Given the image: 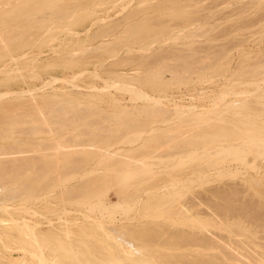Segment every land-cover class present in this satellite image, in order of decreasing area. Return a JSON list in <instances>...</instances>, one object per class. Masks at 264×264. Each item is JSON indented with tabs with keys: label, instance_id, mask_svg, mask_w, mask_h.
Returning a JSON list of instances; mask_svg holds the SVG:
<instances>
[{
	"label": "bare ground",
	"instance_id": "1",
	"mask_svg": "<svg viewBox=\"0 0 264 264\" xmlns=\"http://www.w3.org/2000/svg\"><path fill=\"white\" fill-rule=\"evenodd\" d=\"M106 1L115 0L0 1V61L15 54L24 56L25 53H20L35 45L42 30L57 33L59 27L70 23V15L87 3ZM170 1L167 17L161 16L159 8L167 1L142 0L141 8L136 6L123 20L103 21L106 24L94 33L95 38H113L101 40L91 48L84 47L86 44L80 47L84 54L91 50L96 56L114 57V64L137 60L135 70L131 69L133 74L114 71L105 87L130 92L133 100L142 99L145 104L120 106L108 112L97 104H85L70 96L45 95L38 100L35 94L32 98L22 97L21 91L12 95L5 90L0 92V238L3 240L6 235L13 242L18 240L21 245L16 247L20 250L30 244L39 252V264H264L262 177L226 166L232 159L247 164L252 155L251 165L258 167L257 159L264 155V52L260 56L243 52L245 61L237 72L239 76L254 78L247 83L261 91L259 98L250 99L242 96L243 91L223 89L217 93L213 108L194 101L177 103L171 94L162 93L164 86L200 81L206 70L211 78H216L235 67H231L226 51L217 52L211 46L202 50L191 41L211 32L206 21L180 33L181 22L191 23L194 11L181 8L188 2ZM151 8L157 12L156 18L144 12L138 21L126 22L119 30L128 17ZM122 32L126 35H121ZM46 37L49 41L50 37ZM136 40L144 43L135 48ZM174 41L184 47L179 51L166 50L164 46ZM152 44L159 48L150 53L120 55L124 49L127 53L149 50ZM52 79L48 81L53 82ZM73 81L75 86L80 85ZM144 86L159 87L161 93L153 95ZM232 94L239 98L221 104ZM138 108L139 115H134ZM108 118L109 122H100ZM155 121L173 123L149 127ZM165 148L172 151L164 152ZM159 163L166 165L159 167ZM217 167H221L218 172H210ZM219 175L231 177L232 181L204 187L213 181L220 182ZM236 179L245 186L240 187ZM195 186L202 189L196 191ZM109 187L115 191L116 201L106 196L105 189ZM142 190L144 196L139 193ZM188 193L190 196L180 204L173 197ZM44 200L49 203H42ZM56 200L61 205L51 206ZM40 208L56 214L57 220L49 215H44V220L33 218ZM61 213L74 216L67 218ZM132 213L145 220L132 221ZM172 215L175 217L171 218ZM155 218L174 224L175 230L180 229L177 227L180 224L187 227L178 232L179 240L188 246L179 262H168L170 255L159 260L148 248L155 233ZM112 231L126 232L127 236L116 237ZM5 240L4 247L16 251L12 241L7 237ZM10 255L0 256V264H17V255Z\"/></svg>",
	"mask_w": 264,
	"mask_h": 264
},
{
	"label": "rangeland",
	"instance_id": "2",
	"mask_svg": "<svg viewBox=\"0 0 264 264\" xmlns=\"http://www.w3.org/2000/svg\"><path fill=\"white\" fill-rule=\"evenodd\" d=\"M0 1H7V0H0ZM63 1H70V0H63ZM116 1H117V3H116ZM141 1L142 0H131V1H129V0H115L112 2L106 1V2H103L101 4H99L97 2H90L89 4L87 3L86 5H84L82 8H79V10L77 9L76 10L77 12L75 11L74 13H72L69 17L70 23H67V24L59 27L57 29V30H59L57 33L54 34L51 30H47V31L45 30L46 32L44 30H42L41 33L37 36L38 38H36V40L37 39L38 40L35 43V45L33 44V46H31V48L30 47L25 48L23 50V52L20 53V54L25 53L27 55L24 54V56L18 57V54H15L16 56L13 55L14 58L13 57L11 58L10 56H6V57H4L3 62L0 61V67L5 66L4 68L2 67L3 69L2 68L0 69V73H1V70H3V73L0 74V92L5 90L6 92L9 93V95H12V93H14V91L16 93L23 92L22 97L26 96L29 98H32L31 96H33L35 94V97L38 96L37 97L38 100L40 99L39 97L45 96V95H46V97L53 96V95L70 96L76 100L84 102L85 104H90L91 102L93 105L97 104V105L101 106L103 109H105L106 111L108 110V112H113V110H114L113 108L116 109V107L118 108L120 106L131 107L133 105L139 106V105L145 104V102L142 99L133 100L130 96L131 95L130 92L129 93L127 91L125 92V90L120 91V89L118 90L114 87H109V88L105 87L106 82L109 81L108 79H111L113 77L111 75V73H113L114 71L124 73V74L128 73L127 75L133 74V70H135V69H133V66L138 62L137 60L136 61H130L129 63L124 62L121 64H117V63L114 64L113 60H112V59H114V57H109V56L103 55V56H105L104 57L105 60H104L102 55L100 56L98 54L96 56L95 54H97V53L92 54L91 50H90V52L88 50H87L88 52L85 51L87 53H90L89 56L86 55L87 53L84 54L83 51L80 52V49L83 48L84 44L87 45V46L85 45L84 47H90L91 48L95 44H98L99 41H101V40L105 39V41H107V39L110 40L111 38H113V36H111V37L106 36V38H104V39H101L99 37L95 38L94 33L102 25H104L106 23L116 22L119 19L123 20L124 16H126L136 6L140 7L143 5V3ZM179 1L181 2V4H182V2L183 3L188 2V3L193 4V5H191V4L188 5V3L187 4L185 3L184 5L182 4L180 6H181V8H183V7L184 8L188 7L191 9L193 8L192 10L194 11V13L192 14L193 21L191 23L184 24V22H181V25L179 27L182 28L183 31L181 30L180 33L186 31L187 30L186 27L189 28V27L199 26L201 24L207 23L206 25H209V26H207L209 28V31L211 30V32H208L209 36L207 34L204 36H195L191 39V41L196 45V47L198 46L202 50L211 46V50H215L217 52L226 51L230 57L231 67H235V68H233L231 71L226 72L222 75L216 76V78L215 77L211 78L210 72L208 70H206L205 71V77L202 80L189 82V83H181V84L170 83V84L164 86L165 91L163 90L162 93L165 92L168 96H170L169 94H171L174 97L173 100L176 102L178 101L177 103H184L185 102L187 104L189 102L194 101L193 103L204 104V105H207L209 108H213L214 100L217 96V93L222 91L223 89H227L230 91H243L242 96H245L246 98H250V99L259 98V94L261 91L254 88V85L247 83V82L252 81L254 78H252L251 76H248L246 78L244 76H239L237 74V72L239 70L240 65L242 63H244V61H245L243 59L244 58L243 52H249V54H251V55L257 53L258 56H260L264 52V25H263L264 24V6H263L264 2H259V1H264V0H179ZM179 1L176 0V2H178V3H179ZM257 1H258V3H257ZM152 2H154V3L166 2L165 5L164 4L163 5L161 4L162 6L159 5L160 6L159 8H160V11L162 14V15L161 14L160 15L161 16H167L166 14L169 11V9H168L169 4L171 3L170 0H160V1L159 0H155V1L152 0ZM168 2H170V3H168ZM260 3H263V4L261 5ZM122 4H124V5H122ZM258 4H260L261 6H259ZM111 7H112V9H111ZM188 10H190V9H188ZM139 12H136L135 13L136 15H131V17H128L125 20V22H122L121 25H119V27H120L119 30H122V28H124V24L126 22L127 23L129 22L128 24H130V23L132 24V22L138 21L140 19L139 17L144 12L151 13V16H153L154 18L157 17L156 16L157 15L156 10L155 9L153 10L152 8L147 9V10L143 9V10H141L140 13ZM154 13H156V14H154ZM99 16L103 20H101ZM104 17H106V18H104ZM162 18L164 19L165 17H162ZM109 19H110V21L108 22L107 20H109ZM75 20H77V21L75 22ZM103 21H106V23ZM205 21H206V23H205ZM102 22H103V24H102ZM197 23H199V24L197 25ZM88 28H89V30H87ZM83 30H85V31H83ZM119 32H121V31H119ZM42 33L44 34L43 36H42ZM123 33L124 32H122L121 35H126V32L124 34ZM45 37L46 38L50 37V39L48 38L49 41L47 39H45ZM63 37H65V38H63ZM92 37L94 40L92 39ZM59 38H60V40H59ZM44 39L46 41H44ZM63 40H64V42H63ZM136 41H138V40H136ZM139 41L136 42L135 44H133V46L135 48H138L140 46V44L144 43L142 41L141 42H139ZM174 42L166 44L164 46L165 48H167L166 50H171L174 48L176 51H179V49L181 47H184L183 43H178L179 41H174ZM37 43H38V45H37ZM55 44H59L58 47ZM80 44H81V46H80ZM45 45H47V46H45ZM151 47L152 48H150L149 50H146V51L134 50L130 53H127L124 49V50L120 51V55H122V54L127 55V54L150 53L151 50H157L159 48V46L157 44H155V45L152 44ZM156 47H158V48H156ZM47 48H48V50H47ZM68 48H70L71 50ZM28 49H31V50H28ZM37 49H40V51L39 50L37 51ZM55 49H57V50H55ZM50 50H52V51H50ZM63 50L65 53L63 52ZM211 50H209V54H211V52H212ZM27 51L29 52V54ZM62 52H63V55L65 54L64 56H62ZM69 52H72V53L70 55H68L67 53H69ZM74 52L75 53L77 52V53L74 55ZM72 54L74 56H72ZM202 54L204 55V53H202ZM70 56H71V58H69ZM83 56H85V57L83 58ZM205 57H206L205 58L206 60L212 61L211 57H209V58L207 56H205ZM15 58H16V61H14ZM10 59H13V60L11 61ZM17 59H18V61H17ZM6 60H7V62H5ZM8 60H10L11 62ZM29 60H32L33 64ZM73 60H74V62L76 60L79 63H77V62L73 63ZM101 60H103V61L101 62ZM111 60H112V63L114 66L111 65L112 63H109ZM171 60L172 59H170V61ZM249 60H252V59H249ZM85 61H88L89 63L86 62L84 64ZM61 62H63V63H61ZM81 62L83 64H81ZM56 65H58V66H56ZM106 67H108L110 69H106ZM17 68L19 69V71ZM21 68H22V70H21ZM5 69H6V71H5ZM28 69H30V70H28ZM93 69H95V70H93ZM131 69H133V70L131 71ZM11 70H15V71L17 70V71L15 72V71H11ZM26 70H27V72H26ZM92 70H93L95 76H97V77H94ZM104 70L106 71V73L109 72L110 74L107 75L104 72ZM33 71L37 75H35V73L34 74L31 73ZM71 71H73V72H71ZM88 72H90V73H88ZM51 74H53V75L51 76ZM75 74L77 75V77ZM168 74L169 73L166 72V77L169 76ZM59 75H60V77H59ZM71 75H73V76H71ZM51 77H53V79ZM57 77H59V78H57ZM70 77H71V79H70ZM50 78L52 79L53 82L48 81V80H51ZM106 78H107V80H106ZM72 79L75 81H73ZM18 80H20V81H18ZM76 80H78V81L76 82ZM247 80H249V81H247ZM44 81L49 82L50 85L45 84ZM65 81H66V83H65ZM72 81L74 83H78V85L80 84L81 86L80 85L75 86L74 84H72ZM86 82L87 83L89 82L90 84L93 83V84L87 85ZM42 84H45V85L43 86ZM46 85H49V86H46ZM70 85L72 87L73 86L74 87L72 88ZM90 86H92V88ZM95 86H97L98 88ZM99 86L101 87V91H100ZM186 86H188V87H186ZM223 86H224V88H222ZM75 87L77 88V91H76ZM144 87L151 94H153V93L158 94L159 92L161 93V90L158 89L159 87L158 88H156V87L152 88L150 86H144ZM95 89H97V90H95ZM79 90H82V92ZM190 90H191V92H190ZM205 91H207L208 94ZM27 92H29V93H27ZM30 92H32V93H30ZM180 92L184 93V95L180 94ZM68 94H70V95H68ZM192 94H196V95H192ZM199 95H201V96L199 97ZM179 96H181V97H179ZM26 97H24V98H26ZM114 97L116 99H114ZM37 98L36 99L34 98V99L37 100ZM117 98L120 100H118ZM181 98H182V100H181ZM237 98H239V97H237L236 95H233V94L228 95L224 100H222L221 104H224V102H232V101L236 100ZM96 99H99V100H96ZM129 99H130V101H129ZM116 100H118L119 103H118V101L116 102ZM165 103L167 104L168 101H165ZM257 104L260 105V102H258ZM221 107H222V105H221ZM135 112H136V114H135ZM137 112H139V108L137 110L135 109L133 111V114L139 115V113H137ZM117 114H118V111H117ZM109 121H110L109 118L106 120H104V119L100 120V122H109ZM172 123L173 122H171V121H167L164 123L161 121H155L154 123L150 124L151 126H149V127H154V126H159V125H163V126L164 125H170ZM164 150H165L164 152H166V151L170 152V151H172V148H165ZM248 159L250 161L247 164H244L239 159H232V160H230L229 164L226 166L228 168H237L238 167L245 174L248 172V174L262 177L261 181L264 183V177L262 176L264 174V155L257 159V161L259 163L258 167L257 166L254 167L253 165H251V163L253 161L252 155H250L248 157ZM165 165H166L165 163H161V164L159 163L158 164L159 167H163ZM219 168H221V167H219ZM219 168L218 167L212 168V169H210V172H213V173L218 172ZM88 169H89V166H88ZM156 176H157V174H156ZM242 176H244V175H241V177ZM217 177L220 179V182H218V181L214 182L213 181V182L209 183L210 185L205 184L204 187L212 186L215 184H222V183L232 181V178L228 177V176L219 175ZM157 178L158 177H156L155 180H158ZM236 180H237V182H240L239 183L240 187L245 186L244 183H242L238 179H236ZM212 183H214V184H212ZM108 184L109 183L104 184V185L106 186ZM198 187L195 186L194 190L199 191L202 189V187H200V186H198ZM261 187H264V184L262 186H260V188ZM262 189H264V188H262ZM168 190H170L171 192H174V189H172V188H169ZM105 191H106V196L109 197L110 200H112V201L117 200V196L115 195V193H114L115 191L113 190V188H111V187L106 188ZM139 193L142 194V196L145 195L143 190L140 191ZM188 195H189V193L187 195L184 194V197H183V196H177L176 194H174L173 197L175 198L176 202L180 204V202L184 201ZM43 202H44V204H46V202H48V201L44 200V201H42V203ZM52 204H53V207H59L61 205L60 201H57V200L53 201V203H51V206H52ZM44 215H49L50 217H53L54 221L57 220L55 218L56 214L48 211V209H46V208H40V213H37L36 215H34L33 218H35L37 220H44ZM61 215L63 217H67V218H72V216H74L73 213H71V214L61 213ZM132 215H133V213H132ZM139 216H140V214H139ZM139 216L133 215L130 217H131L132 221H134V220L137 221V219H140L141 221L145 220L144 218H141ZM170 217L174 218L175 216L172 215ZM131 220H128V221L132 222ZM154 221L155 222L153 223V226L155 228V233L151 237V241H149L150 243L148 244V248H150L151 252L154 255H156V257L159 260H163L164 256L170 255V258H168V262H170V263L179 262L180 259L182 260L185 257L183 254H185L186 249H188V246L186 243L179 240V236H178L179 233L178 232L180 229L182 230V229H185L187 227L183 224H180L177 226L180 229L175 230L174 224H170L167 220L155 218ZM168 226L170 227L171 230L169 229ZM112 233L116 237L126 238V236H127L126 232L119 233L116 231H112ZM6 237H7V240L10 239L9 240L10 242L13 240V239L9 238L10 236L8 237L6 235H3L2 239L5 240ZM3 240H1V238H0V252H1L0 256L5 255V257H6L7 255L13 254L12 256L17 255V258H16L17 264H39V258H38L39 252L37 249L33 248L30 244L26 243L24 246V250H20V248H17V247H20L21 243H19L18 240L13 242L14 241L13 240L11 242V244H13V246H15L14 249L17 252L12 251V250L10 252L9 249L4 247L5 245H3V242H5L6 240L5 241H3Z\"/></svg>",
	"mask_w": 264,
	"mask_h": 264
}]
</instances>
